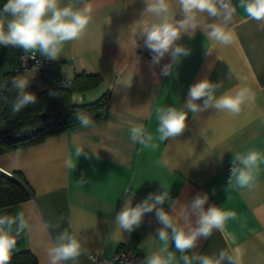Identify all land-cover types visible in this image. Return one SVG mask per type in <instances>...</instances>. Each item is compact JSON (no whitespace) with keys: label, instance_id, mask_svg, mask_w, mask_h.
<instances>
[{"label":"crops","instance_id":"crops-1","mask_svg":"<svg viewBox=\"0 0 264 264\" xmlns=\"http://www.w3.org/2000/svg\"><path fill=\"white\" fill-rule=\"evenodd\" d=\"M91 2L94 12L84 34L66 43L61 57L51 62L65 82L61 85L76 86L71 96L74 105L94 103L107 92L110 99L92 119V127L77 124L28 146L0 149V169L19 176L31 195L18 205L0 208V215L15 216L24 211L30 226L17 237L12 254L29 250L38 264H50L48 248L60 232L68 229L83 241L76 264H115L114 253L126 243L145 259L149 247L156 250L161 246L156 234L162 225L155 210L145 214L141 225L131 233L115 226L114 219L127 196L134 195L132 204L136 206L149 194L161 192L164 183L172 200L178 201L177 209L190 204L198 194H207L206 209L215 205L231 214L224 220L223 231L214 230L210 237L200 238L188 255L211 256L224 249L235 256L239 249V264H264V163L255 175L253 188L225 191L234 152L256 149L264 158V30L257 21L246 18L238 0H232L237 6L230 25L236 34L234 42L225 46L209 41L201 29L191 38L183 35L177 43L190 49L191 54L173 67L171 76H163L160 72L171 62L170 55L153 65L143 38H138L135 49L128 42V27L142 18L143 0ZM169 2L177 19H182L177 0ZM152 19L145 17L149 22ZM199 19L204 25L215 20L206 14ZM20 50L0 45L1 79L17 65ZM129 75H134L130 88L117 83L118 78L123 81ZM92 76L101 81L87 88ZM28 78V87L38 91L52 87L38 71L28 73ZM203 79L222 82L217 96L237 86L247 87L255 95L254 102L245 105L239 116L213 108L198 115L190 112L185 131L160 142L156 110L168 105L181 107L187 102L190 86ZM132 124H142L158 147L144 149L132 143ZM77 146L92 158H76ZM93 151L99 152L100 159ZM70 155L77 161L72 170L64 166ZM157 161L166 162V166ZM82 176L87 182L81 186L77 180ZM162 207L176 214L170 201ZM170 250L176 251L174 243ZM176 256V264H183L180 253ZM193 264L198 262L194 260Z\"/></svg>","mask_w":264,"mask_h":264},{"label":"clouds","instance_id":"clouds-1","mask_svg":"<svg viewBox=\"0 0 264 264\" xmlns=\"http://www.w3.org/2000/svg\"><path fill=\"white\" fill-rule=\"evenodd\" d=\"M143 3L145 7L141 13L142 18L128 27V42L135 49L138 47V38H143L144 46L152 53L153 65L160 64L166 55H170L171 62L161 69L160 74L163 76H171L173 67L191 54L190 49L177 43L183 35L187 34L191 38L201 29L207 40L225 46L231 45L236 38L234 28L230 27L237 13V6L232 0H177L182 19H177L169 0H143ZM238 7L243 9L246 18L257 21L260 29L264 30V0H238ZM93 12L91 0H6L0 9V45L16 46L33 60L37 57L36 53L49 60H57L66 43L78 40L84 34ZM202 14L215 18L214 22L206 25L200 23ZM145 17L153 19L149 22ZM38 68L39 62L24 74L11 78V85L17 93L11 101L13 113L36 103L37 96L27 91V88L30 81L28 73H36ZM133 78L134 75L125 77L123 81L118 78L117 83L130 88ZM221 86L222 82L213 83L209 79H203L190 86L187 102L181 107L168 105L158 108L156 131L159 141H168L181 135L187 128L190 112L198 115L213 108L217 112L239 116L245 105L254 102L255 95L247 87L237 86L217 96V89ZM201 99L202 104L197 103ZM75 120L83 128L93 126L92 118L84 111L77 112ZM129 132L132 143H138L144 149L154 150L158 147L153 143V135L142 124H132ZM93 154L96 159H100L99 152L93 151ZM81 156L92 158L84 148L77 146L75 157L79 159ZM220 158L222 160L223 156ZM157 163L166 166V162ZM261 163H264V158L256 149L244 153L234 152L231 175L225 191H231L235 187L253 188ZM64 166L69 170L75 169L77 161L70 155L65 159ZM86 182L83 176L77 180V184L81 186ZM162 189L161 192L149 194L136 206L132 204L134 195L127 196L123 207L115 215V226L123 232L131 233L141 225L145 214L155 210L157 221L162 225L156 234L161 246L156 250L149 247L140 264H176V253H180L183 264H193L194 260L198 264H239V249L235 250V256L229 255L224 249L211 256L187 254L197 246L200 238L210 237L214 230L223 231L224 220L230 213L215 205L206 209L205 205L209 200L207 194H198L190 204L181 205L177 209L178 201L172 200L170 190L164 183ZM166 201L171 202L175 215L162 207ZM29 227L24 211H19L15 216L0 215V264H10L17 237ZM173 243L176 251L170 250ZM82 251V238L65 229L56 236L47 255L50 264H66L68 261L76 264Z\"/></svg>","mask_w":264,"mask_h":264},{"label":"trees","instance_id":"trees-1","mask_svg":"<svg viewBox=\"0 0 264 264\" xmlns=\"http://www.w3.org/2000/svg\"><path fill=\"white\" fill-rule=\"evenodd\" d=\"M6 0H0L2 9ZM10 18V17H7ZM7 75V78L5 76ZM0 78V149L9 150L37 143L44 138L63 132L79 124L75 114L86 112L92 119L100 115L110 99L107 92L99 100L91 104L74 105L71 100L76 86L57 85L38 91L28 87L27 91L37 96V101L18 113L11 111V101L16 90L11 85V72ZM101 79L92 76L86 87L97 85ZM31 197L24 181L17 176L7 177L0 174V208L18 205ZM10 264H38L36 257L29 250L11 255Z\"/></svg>","mask_w":264,"mask_h":264},{"label":"built area","instance_id":"built-area-1","mask_svg":"<svg viewBox=\"0 0 264 264\" xmlns=\"http://www.w3.org/2000/svg\"><path fill=\"white\" fill-rule=\"evenodd\" d=\"M36 59H30L29 54L24 53L22 50L18 53V63L12 70V74H16L18 72H23L26 70H30L33 68L34 65L39 62L38 72L41 74L42 78L50 83L52 86H57L61 84H65V82L56 74L51 60L40 56V54L36 53ZM7 78V75L5 76ZM228 171L230 173V169ZM0 174L13 177V174L9 171H5L0 169ZM97 261L100 259L94 257ZM103 260V259H102ZM144 260L142 254L130 243L122 244L119 246L117 251L114 253L113 262L115 264H140V262Z\"/></svg>","mask_w":264,"mask_h":264}]
</instances>
